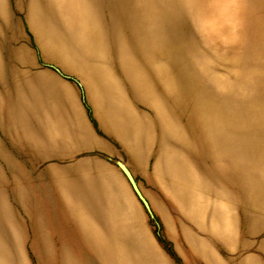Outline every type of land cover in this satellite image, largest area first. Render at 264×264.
I'll return each mask as SVG.
<instances>
[{
	"label": "rangeland",
	"instance_id": "rangeland-1",
	"mask_svg": "<svg viewBox=\"0 0 264 264\" xmlns=\"http://www.w3.org/2000/svg\"><path fill=\"white\" fill-rule=\"evenodd\" d=\"M0 12L1 70L22 81L14 116L0 115V264H69L57 231L108 225L110 175L142 264H264V0H0Z\"/></svg>",
	"mask_w": 264,
	"mask_h": 264
},
{
	"label": "crops",
	"instance_id": "crops-1",
	"mask_svg": "<svg viewBox=\"0 0 264 264\" xmlns=\"http://www.w3.org/2000/svg\"><path fill=\"white\" fill-rule=\"evenodd\" d=\"M0 14L6 21L8 20V13L0 12ZM40 32H42V30L38 29V33ZM40 35L43 34L40 33ZM43 41L50 45L49 41L44 37H42L41 42ZM65 49L66 48H61L60 50L70 53L67 58L73 56L74 51L72 48ZM14 52L12 58H14L17 63H21L25 60V57L20 51ZM98 52H101V49H98ZM67 58H65L63 62L55 59L66 69L80 71ZM3 63L4 62L0 60V115L5 120L6 117L10 118L14 116L12 114V105L15 91L22 84V81L20 78L17 81H14V79L8 80L7 73L1 70V67H5ZM126 133L127 131L125 132L127 136L128 134ZM65 136L67 143L74 141V143L78 144L81 138L80 133L75 130H69L68 133L66 132ZM12 140L14 141L15 137H12L11 141ZM25 180L29 179L25 178ZM99 192L100 194L98 195L103 200L105 218L108 221L106 227L101 223L93 222L90 225H84L80 231L77 232L63 221L62 226L57 231L61 247L69 255V264H86V256L92 257V263L90 264H135V261H137V264H142V259L140 257L141 253H135L134 251V245L140 243L137 241L136 229L128 226L126 223L129 207L125 203V193L116 182L113 175L106 178ZM40 205L45 208L43 202L40 203ZM49 241L51 240L45 239L43 243V241L39 242V240L36 239L34 245L37 250H40L39 245L50 244ZM70 244L78 247L73 248L71 252L69 247ZM74 257H76V259H74ZM135 257H137V260H135Z\"/></svg>",
	"mask_w": 264,
	"mask_h": 264
},
{
	"label": "water",
	"instance_id": "water-1",
	"mask_svg": "<svg viewBox=\"0 0 264 264\" xmlns=\"http://www.w3.org/2000/svg\"><path fill=\"white\" fill-rule=\"evenodd\" d=\"M55 69V71L57 73H59V75L65 77V78H71L69 75H66L64 73H62L58 68L51 66ZM118 166L120 167L121 171L123 172V174L126 176L127 180L129 181L132 190L134 191V193L136 194V196L139 198V200L142 202L143 206L146 208V210L151 213L150 207L148 202L145 200V198L142 196L141 192L139 191L136 182L131 174V172L129 171V169L121 162L116 161Z\"/></svg>",
	"mask_w": 264,
	"mask_h": 264
},
{
	"label": "bare ground",
	"instance_id": "bare-ground-1",
	"mask_svg": "<svg viewBox=\"0 0 264 264\" xmlns=\"http://www.w3.org/2000/svg\"><path fill=\"white\" fill-rule=\"evenodd\" d=\"M130 47H131V45H130ZM56 49V53H57V55H55V57H56V59H58L59 61H64L65 60V58H64V53L63 52H65V51H61L60 49L61 48H55ZM64 49V48H63ZM67 49V48H66ZM65 49V50H66ZM132 51L134 50V48H130ZM148 50V49H147ZM66 53V52H65ZM127 134V133H126ZM212 142H213V140H212ZM211 149V148H210ZM214 155V154H213ZM129 233V232H128ZM69 247H70V250H71V252L73 251V248H76V247H78V246H75V245H72V244H70L69 245ZM92 257L90 258V256L88 257V256H86V264H90V263H92Z\"/></svg>",
	"mask_w": 264,
	"mask_h": 264
}]
</instances>
